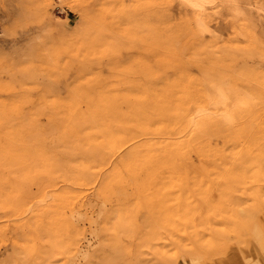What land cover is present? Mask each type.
I'll use <instances>...</instances> for the list:
<instances>
[{"label": "rangeland", "instance_id": "374dc122", "mask_svg": "<svg viewBox=\"0 0 264 264\" xmlns=\"http://www.w3.org/2000/svg\"><path fill=\"white\" fill-rule=\"evenodd\" d=\"M201 263L264 264V0H0V264Z\"/></svg>", "mask_w": 264, "mask_h": 264}, {"label": "bare ground", "instance_id": "6f19581e", "mask_svg": "<svg viewBox=\"0 0 264 264\" xmlns=\"http://www.w3.org/2000/svg\"><path fill=\"white\" fill-rule=\"evenodd\" d=\"M34 137V136H33ZM235 247V246H234ZM224 250V249H223ZM220 255V254H219ZM237 257V256H236ZM239 257V256H238ZM234 259V258H233ZM248 259V258H247ZM200 260V259H199ZM250 260V259H249ZM193 261H196V260H193ZM230 261V260H229ZM203 262H205V261H203ZM247 262H249V261H247ZM252 262V261H251ZM257 263V262H256ZM202 264V263H201ZM237 264V263H236Z\"/></svg>", "mask_w": 264, "mask_h": 264}]
</instances>
